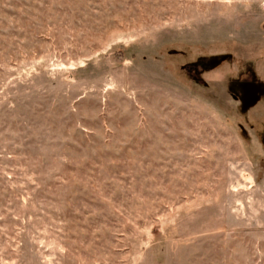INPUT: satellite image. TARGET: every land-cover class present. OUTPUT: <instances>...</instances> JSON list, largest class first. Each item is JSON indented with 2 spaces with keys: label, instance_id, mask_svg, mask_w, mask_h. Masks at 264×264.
<instances>
[{
  "label": "rangeland",
  "instance_id": "374dc122",
  "mask_svg": "<svg viewBox=\"0 0 264 264\" xmlns=\"http://www.w3.org/2000/svg\"><path fill=\"white\" fill-rule=\"evenodd\" d=\"M0 264H264V0H0Z\"/></svg>",
  "mask_w": 264,
  "mask_h": 264
},
{
  "label": "trees",
  "instance_id": "16d2710c",
  "mask_svg": "<svg viewBox=\"0 0 264 264\" xmlns=\"http://www.w3.org/2000/svg\"><path fill=\"white\" fill-rule=\"evenodd\" d=\"M245 84H246V83H243V86H245ZM241 85H242V84H241ZM243 86H242V87H243ZM231 98H232L233 100H235V101L237 100L236 96L233 95V94L231 95Z\"/></svg>",
  "mask_w": 264,
  "mask_h": 264
}]
</instances>
